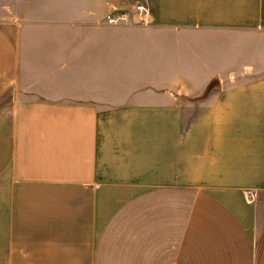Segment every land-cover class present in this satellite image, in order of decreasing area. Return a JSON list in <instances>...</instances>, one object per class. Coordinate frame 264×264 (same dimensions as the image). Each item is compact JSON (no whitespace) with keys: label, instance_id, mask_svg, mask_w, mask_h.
<instances>
[{"label":"crops","instance_id":"obj_1","mask_svg":"<svg viewBox=\"0 0 264 264\" xmlns=\"http://www.w3.org/2000/svg\"><path fill=\"white\" fill-rule=\"evenodd\" d=\"M140 2L151 29L44 35L77 62L0 22V264H264V0Z\"/></svg>","mask_w":264,"mask_h":264},{"label":"rangeland","instance_id":"obj_2","mask_svg":"<svg viewBox=\"0 0 264 264\" xmlns=\"http://www.w3.org/2000/svg\"><path fill=\"white\" fill-rule=\"evenodd\" d=\"M143 3L140 0H0V22H16L20 27L24 37L23 51L26 52V62L31 64L34 62L35 54L38 56L36 61L40 64H46L48 61H59L68 59L71 57L72 61H78L77 49L71 48H54L48 47V40L55 41L54 44L63 46L67 44L70 39L68 37L58 36L49 37L45 34L52 32H68L70 30L81 29H151L154 26H108L104 23V16L111 5H116L121 8H129L135 3ZM78 38L71 39V43L77 44ZM248 40H253L254 44H260L264 42L263 37L248 36ZM62 41H64L62 43ZM182 44L178 42V45ZM253 44V45H254ZM73 45V44H72ZM189 44H185L181 50V56L185 59L191 55L188 48ZM73 47V46H72ZM182 47V45H181ZM33 51V55H32ZM38 51V53H37ZM114 51L120 53V57L117 61L118 68L112 72V76H115L116 81H123L125 77L122 72L126 70L124 68L127 63L128 56L131 55L130 48L117 47ZM138 51V50H137ZM69 52V53H68ZM158 46L150 49V53L153 55L152 59H155V55H158ZM183 54V55H182ZM118 56V57H119ZM261 56V55H260ZM259 57V56H258ZM248 63L253 65L248 73V77H254L257 75H264V61L261 67L254 68V57ZM142 62L147 61L146 58H140ZM250 59V58H249ZM48 60V61H47ZM115 61V60H114ZM43 65V64H42ZM124 66V67H122ZM46 70V69H42ZM112 71L111 69H105L104 72ZM186 71V69H184ZM205 70H202V72ZM122 78V80H121ZM28 80V84H30ZM193 85L187 87L191 89ZM205 91V90H202ZM201 91V92H202ZM185 92V90H184Z\"/></svg>","mask_w":264,"mask_h":264},{"label":"built area","instance_id":"obj_3","mask_svg":"<svg viewBox=\"0 0 264 264\" xmlns=\"http://www.w3.org/2000/svg\"><path fill=\"white\" fill-rule=\"evenodd\" d=\"M104 23L108 26H149L152 15L149 7L144 3H135L129 8L111 5L104 16ZM253 196L251 197V201Z\"/></svg>","mask_w":264,"mask_h":264}]
</instances>
